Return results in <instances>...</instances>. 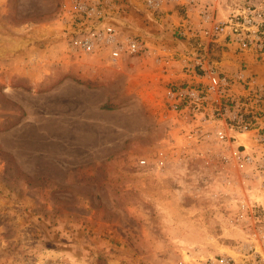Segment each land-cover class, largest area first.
<instances>
[{
  "label": "rangeland",
  "instance_id": "1",
  "mask_svg": "<svg viewBox=\"0 0 264 264\" xmlns=\"http://www.w3.org/2000/svg\"><path fill=\"white\" fill-rule=\"evenodd\" d=\"M63 2L0 0V264L239 262L224 191L240 172L214 151L155 167L169 134L159 113L171 70L156 62L165 52L144 34L151 52L121 68L67 53ZM223 2L228 13L264 9ZM135 11L142 25L165 24ZM180 12L165 9L167 22Z\"/></svg>",
  "mask_w": 264,
  "mask_h": 264
},
{
  "label": "built area",
  "instance_id": "2",
  "mask_svg": "<svg viewBox=\"0 0 264 264\" xmlns=\"http://www.w3.org/2000/svg\"><path fill=\"white\" fill-rule=\"evenodd\" d=\"M189 5L196 10L195 22L188 15ZM174 6L181 11L174 13L175 35L191 46L186 52L162 50L165 54L156 59L171 70V80L159 113L169 134L156 154L155 167L174 156L214 151L236 168L240 175L228 180L224 206L242 232L238 250L243 254L239 262L230 257L216 260L264 264V71L257 70L264 64V9L251 6L219 18L208 1L64 0L65 50L121 68L126 58L150 51L127 23L130 15L144 8L151 18L167 23L164 10ZM139 162L146 164L145 159Z\"/></svg>",
  "mask_w": 264,
  "mask_h": 264
},
{
  "label": "crops",
  "instance_id": "3",
  "mask_svg": "<svg viewBox=\"0 0 264 264\" xmlns=\"http://www.w3.org/2000/svg\"><path fill=\"white\" fill-rule=\"evenodd\" d=\"M197 1L210 2L212 4V8L216 17L219 18H221L220 15L224 14L221 12L228 13L229 11L228 9H231V7H229L225 2H223V0H219L217 3H215L214 0H197ZM187 10H188V15L192 18V21L195 22V20L197 19V15L194 6L189 5L187 7ZM145 17L146 16L144 15L141 16L133 12L130 15L129 21L127 23L135 32L142 35V37L145 36L144 34H146L150 40V43L154 48H158L159 50L161 51L163 50L165 52L167 51L168 53H173L175 52L176 49L179 50V48L184 47L183 44H181V42L185 44H189L188 43L189 41L186 38L179 39L180 37L175 35V29L178 19L174 14L170 15L169 22L165 23L164 26H159V27L153 26L152 23H150L149 25H147L148 23L142 25L143 22L142 19H145ZM150 27L157 28V30H155V32L154 31L151 32L150 30H148ZM143 38L146 39L145 37ZM257 70L264 71V64H262V66L260 67H257ZM226 246H231L232 248V243Z\"/></svg>",
  "mask_w": 264,
  "mask_h": 264
}]
</instances>
